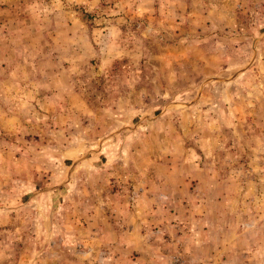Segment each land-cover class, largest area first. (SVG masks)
I'll list each match as a JSON object with an SVG mask.
<instances>
[{
    "label": "rangeland",
    "instance_id": "rangeland-1",
    "mask_svg": "<svg viewBox=\"0 0 264 264\" xmlns=\"http://www.w3.org/2000/svg\"><path fill=\"white\" fill-rule=\"evenodd\" d=\"M0 264H264V0H0Z\"/></svg>",
    "mask_w": 264,
    "mask_h": 264
}]
</instances>
